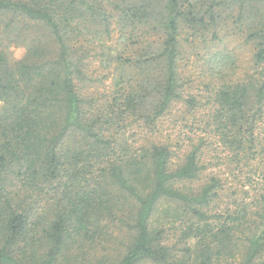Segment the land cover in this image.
Wrapping results in <instances>:
<instances>
[{
	"label": "trees",
	"instance_id": "1",
	"mask_svg": "<svg viewBox=\"0 0 264 264\" xmlns=\"http://www.w3.org/2000/svg\"><path fill=\"white\" fill-rule=\"evenodd\" d=\"M0 264H264V0H0Z\"/></svg>",
	"mask_w": 264,
	"mask_h": 264
},
{
	"label": "rangeland",
	"instance_id": "2",
	"mask_svg": "<svg viewBox=\"0 0 264 264\" xmlns=\"http://www.w3.org/2000/svg\"><path fill=\"white\" fill-rule=\"evenodd\" d=\"M114 36L116 39L118 38V36H119L118 31L115 32ZM109 44H116V42L112 41V42H109ZM9 51H10V54L12 56V59H15V60L20 59L24 54V49L22 47H19V46H12L9 49ZM244 52H245V55H247V48H246V51L244 50ZM193 60H194V56L192 54L190 57V61L192 62ZM110 83H111V79H109L105 82V86L108 87L110 85Z\"/></svg>",
	"mask_w": 264,
	"mask_h": 264
}]
</instances>
